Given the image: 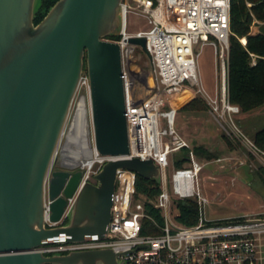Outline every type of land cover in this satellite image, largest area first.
Here are the masks:
<instances>
[{
    "label": "water",
    "instance_id": "obj_1",
    "mask_svg": "<svg viewBox=\"0 0 264 264\" xmlns=\"http://www.w3.org/2000/svg\"><path fill=\"white\" fill-rule=\"evenodd\" d=\"M43 0H0V264H125L111 248L47 255L38 247L85 235L106 237L118 169L160 183L153 159L106 162L60 222L82 171L62 162L63 132L87 68L95 145L129 154L121 46L122 0H58L35 23ZM130 42L151 59L145 37ZM60 154V159L56 157Z\"/></svg>",
    "mask_w": 264,
    "mask_h": 264
},
{
    "label": "built area",
    "instance_id": "obj_2",
    "mask_svg": "<svg viewBox=\"0 0 264 264\" xmlns=\"http://www.w3.org/2000/svg\"><path fill=\"white\" fill-rule=\"evenodd\" d=\"M122 8V30L117 38L110 40L121 46L129 154H101L97 150L90 79L84 71L60 144L62 162L80 169L82 175L73 196L68 198L60 222L51 220L50 202L46 201V225L52 227L66 221L81 188L88 182L95 183V175L108 161L134 157L153 159L161 169V191L153 198L137 197L138 174L126 168L118 169L106 237L90 234L82 240L65 238L36 250L51 255L111 248L125 264H264V212L207 219L204 206L208 199L199 187L204 164L175 128L178 114L175 101L185 92L205 98L210 111L230 125L233 113L239 111L229 100L231 0H122ZM129 12L146 16L151 28L128 31ZM133 37L146 38L151 57L149 59L145 52L150 64L149 74L135 64L137 52L142 48L130 42ZM206 44L215 48L219 60V83L214 95L205 90L198 71V45ZM82 111L87 127L85 138L77 132ZM70 138L85 139L90 154L74 160L67 147ZM76 148H79L77 144L72 143L71 149ZM184 148L190 150L189 159L182 166H176L171 157ZM185 199H192L199 206V219L191 225L178 219V201ZM148 203L161 211V220L149 212Z\"/></svg>",
    "mask_w": 264,
    "mask_h": 264
},
{
    "label": "rangeland",
    "instance_id": "obj_3",
    "mask_svg": "<svg viewBox=\"0 0 264 264\" xmlns=\"http://www.w3.org/2000/svg\"><path fill=\"white\" fill-rule=\"evenodd\" d=\"M151 26L146 16L136 12L128 13V31L148 30ZM252 29L257 33L264 32V21L253 15ZM198 50L201 83L209 94L214 95L219 83V60L215 48L206 44L198 45ZM135 64L146 73L149 72V59L143 49L137 52ZM182 95L184 96H179L175 101L178 108L175 128L204 164L199 187L208 199L204 206L205 217L215 220L263 213L264 182L261 179V167H264V151L255 145L253 135L264 127V106L247 113L239 108L238 112L233 113L230 125L225 120H219L210 111L207 100L202 96L189 92ZM196 97L205 99L206 109L182 110L187 102ZM165 126L163 123V127ZM64 141L65 138L62 144ZM199 146L211 151L213 156L198 155L195 147ZM56 159L59 161L60 154ZM175 159L176 153L172 155L171 162L175 163Z\"/></svg>",
    "mask_w": 264,
    "mask_h": 264
},
{
    "label": "trees",
    "instance_id": "obj_4",
    "mask_svg": "<svg viewBox=\"0 0 264 264\" xmlns=\"http://www.w3.org/2000/svg\"><path fill=\"white\" fill-rule=\"evenodd\" d=\"M57 1L43 0L35 19L36 24L45 17L50 7ZM253 15L260 21H264V0H231L232 34L230 36L228 72L229 100L244 113L264 106V32L257 33L253 31ZM244 37L247 39L245 44L241 41ZM109 38L115 39L117 36ZM85 71H87L86 66ZM204 109H206V101L202 97H196L182 107V110ZM253 141L259 149L264 151V127L255 132ZM195 151L198 155L213 156V153L203 146L195 147ZM188 156V148L177 152L175 159L176 166H182L189 159ZM261 168V179L264 182V167ZM160 191L161 185L155 179L137 176V197L144 195L153 198ZM178 207V219L181 223L191 225L198 221L199 206L197 202L192 199L179 200ZM148 210L161 220V211L159 209L154 208L148 203Z\"/></svg>",
    "mask_w": 264,
    "mask_h": 264
},
{
    "label": "bare ground",
    "instance_id": "obj_5",
    "mask_svg": "<svg viewBox=\"0 0 264 264\" xmlns=\"http://www.w3.org/2000/svg\"><path fill=\"white\" fill-rule=\"evenodd\" d=\"M84 115H85V113H84V111H82L81 116H80L81 117L80 124L78 125V130H77V132H78L80 137H83L84 134L87 132V127H86V124H85ZM80 140H82V139L77 140L75 138L74 139L70 138L71 142L70 141L68 142L67 147H68V149H70V152L72 154H74L76 152H79L80 149H83V148L80 147L81 145H83L82 141H80ZM72 143L77 144V146L79 148L78 149L76 148L74 150L71 149L72 148ZM87 149L88 150H87L86 155H89L90 154V149L88 147H87ZM73 158H74V156H73ZM74 160H77V159L74 158Z\"/></svg>",
    "mask_w": 264,
    "mask_h": 264
},
{
    "label": "flooded vegetation",
    "instance_id": "obj_6",
    "mask_svg": "<svg viewBox=\"0 0 264 264\" xmlns=\"http://www.w3.org/2000/svg\"><path fill=\"white\" fill-rule=\"evenodd\" d=\"M86 133H87V132H86ZM86 133H85V134H86ZM85 134H84V136H83L84 138H85ZM84 140H85V139H84ZM84 140H83V138H82V143H83V145L80 146V147L83 148V149H80L79 152H76V153L73 154V156H74L75 159H79L80 157H84V156L86 155V153H87V150H88L87 147H88V146H87V144L85 143Z\"/></svg>",
    "mask_w": 264,
    "mask_h": 264
}]
</instances>
